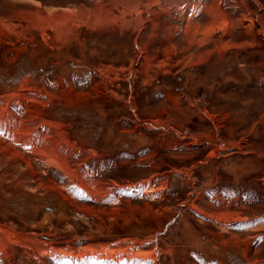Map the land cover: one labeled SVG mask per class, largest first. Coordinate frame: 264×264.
I'll list each match as a JSON object with an SVG mask.
<instances>
[{"label": "rangeland", "instance_id": "1", "mask_svg": "<svg viewBox=\"0 0 264 264\" xmlns=\"http://www.w3.org/2000/svg\"><path fill=\"white\" fill-rule=\"evenodd\" d=\"M0 264H264V0H0Z\"/></svg>", "mask_w": 264, "mask_h": 264}, {"label": "snow or ice", "instance_id": "2", "mask_svg": "<svg viewBox=\"0 0 264 264\" xmlns=\"http://www.w3.org/2000/svg\"><path fill=\"white\" fill-rule=\"evenodd\" d=\"M0 134H2V133H0Z\"/></svg>", "mask_w": 264, "mask_h": 264}]
</instances>
